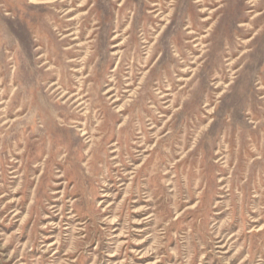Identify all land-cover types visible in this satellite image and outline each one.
Listing matches in <instances>:
<instances>
[{"label":"rangeland","instance_id":"1","mask_svg":"<svg viewBox=\"0 0 264 264\" xmlns=\"http://www.w3.org/2000/svg\"><path fill=\"white\" fill-rule=\"evenodd\" d=\"M48 1L0 0V264H264V0Z\"/></svg>","mask_w":264,"mask_h":264},{"label":"bare ground","instance_id":"2","mask_svg":"<svg viewBox=\"0 0 264 264\" xmlns=\"http://www.w3.org/2000/svg\"><path fill=\"white\" fill-rule=\"evenodd\" d=\"M58 0H49L46 4H53V5H55V3L57 2ZM143 1V0H142ZM39 2V1H38ZM144 2V1H143ZM178 2H179V0H178ZM188 3V2H187ZM146 4V3H145ZM175 5H177V2H176V4ZM189 5V7H187L186 5V7L187 8H191V9H193V7H192V4L191 3H189L188 4ZM235 8V9H237L240 13L241 12H243V10H245V8H246V4H245V2H244V0H232V3H230V5H229V7H228V10H229V8ZM191 16H193V15H191ZM261 16H263V15H261ZM259 18H262V17H259ZM196 19V18H195ZM179 23H181L180 21H179ZM14 25V24H13ZM264 30V29H263ZM29 63H30V61H29ZM211 72V71H210ZM39 90V89H38Z\"/></svg>","mask_w":264,"mask_h":264}]
</instances>
